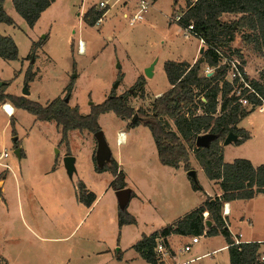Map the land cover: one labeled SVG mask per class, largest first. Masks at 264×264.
Returning a JSON list of instances; mask_svg holds the SVG:
<instances>
[{"label": "rangeland", "instance_id": "obj_1", "mask_svg": "<svg viewBox=\"0 0 264 264\" xmlns=\"http://www.w3.org/2000/svg\"><path fill=\"white\" fill-rule=\"evenodd\" d=\"M99 1L55 0L30 28L15 11L12 1L5 0L3 7L13 20V25L1 24L0 35L11 37L18 50V57L14 61L0 58V84L9 83L6 93L24 97L22 92L26 88L30 93L27 99L45 105L57 97L63 98L72 85L69 105L78 107L79 113L86 115L91 105L102 103L112 92L115 96L130 92L140 80L141 89L131 90L127 103L134 111H140L139 115H134L136 119H142L141 115L150 113L155 95L164 93L169 87L163 70L164 63H189L194 56L200 57L201 48L203 51L206 49L203 43L200 46L193 35L188 34L185 38L184 29L175 20L185 9L184 0H154L143 13L144 20L133 27L127 25L123 15L130 16L137 11V0H128L125 5L120 3L109 9L100 26H88L82 21V16L87 9L97 7ZM238 18V15H225L222 21L230 23ZM246 32L248 30L236 33L229 50L238 51L244 61V70L250 77L259 79L264 69V59L252 43L245 44L242 41L241 36ZM78 41L82 42L83 53L86 49L82 55L77 53ZM32 44L35 45L33 52ZM152 64V76L147 77L145 69ZM30 66L35 77L26 84L25 73ZM116 83L117 87L114 88ZM0 106L2 109L3 104ZM1 109L0 156L6 152L7 157L0 158V175L9 203L8 214L0 212V216L7 218L5 221L21 236L25 234L19 222H25L28 226L30 222H35L37 234L44 238L35 239L26 235L19 242L7 243L10 249L21 243L22 253L12 254V264H111L118 249H128V258L131 257L135 252L133 245L143 235L154 232L160 228L158 225L166 224L167 218L163 215L169 212L167 210L171 205L176 207L177 200L173 188L169 191L164 188L162 177L165 171L174 168L163 167L157 161L162 172L157 175L161 176L158 178L146 170L151 156L149 152L153 150L149 148L152 141L145 126L140 124L129 128L126 132L131 134L127 144L116 148L114 133L120 118L116 119L112 113L100 115L99 125L111 157L122 163L121 169L127 175V184L136 196H131L122 210L116 191L110 185L104 190L107 181L101 178L90 185L96 195V202L88 211V207L77 200L74 187L78 181H82L79 172L87 168L90 148L96 146L93 135L87 136V131L79 130L80 134H71L73 149L70 156L74 158L75 173L69 177L63 165L66 147L65 144L59 145L60 135H57L56 124L39 121L31 114L18 110L13 116L14 136L9 125L10 118ZM238 127L246 129L250 139L239 146L230 144L224 152L225 159L231 161L233 158L258 157L259 162L264 164V110L259 112L254 109ZM74 135L79 136L78 141ZM14 138L26 157L18 158L14 154ZM37 143L44 145L55 159L57 167L54 171L58 173L39 175V172L34 171L32 152H36ZM190 157L194 160L192 155ZM195 167L199 171L196 173L197 182L200 183L202 178L207 182L200 167L193 164L194 171ZM241 209L252 222L240 223L245 236L249 237L250 234L251 238H264V197L245 202ZM132 212L137 213L136 217L133 216L136 224L119 227L118 218L131 215ZM190 239H174L173 245L179 249ZM201 241L206 240L200 239V249L203 244ZM89 243L100 247L98 254H91L86 245ZM208 243L212 247L222 245L220 237ZM196 245L189 253L180 254L179 258L187 259ZM226 257L227 253L220 251L208 259L216 258L217 264H228ZM128 264L149 263L138 259Z\"/></svg>", "mask_w": 264, "mask_h": 264}, {"label": "trees", "instance_id": "obj_2", "mask_svg": "<svg viewBox=\"0 0 264 264\" xmlns=\"http://www.w3.org/2000/svg\"><path fill=\"white\" fill-rule=\"evenodd\" d=\"M4 1L0 0V24L13 25V20L4 10ZM13 8L32 28L44 12L55 0H11ZM176 1V0H175ZM185 9L178 21L181 28L192 25L191 35L201 40L206 47L194 63L186 61H166L163 70L168 82V89L155 97L150 113L141 115L142 119L132 121L134 111L127 103L131 90L141 89L140 80L128 93L115 96L110 93L102 103L91 105L89 113L82 115L78 107L69 105L72 85L69 86L63 98L57 97L41 105L26 97L6 93L9 83L0 85V104L9 103L14 109L23 110L42 122H54L59 128L60 144L68 147L67 134L72 130L87 131L94 134L101 130L98 118L102 114L113 113L121 120L128 122L127 128L142 124L153 139L157 160L162 166L172 168L182 167L184 172L194 170L191 155L209 181L217 182L221 195L206 200L194 210L185 214L171 225H167L149 236L143 235L133 245V249L149 264H160L153 252L157 237L171 235L182 237H215L221 235L227 244L228 264H264L259 260L258 242H241L235 244L234 237L228 230L227 217L222 216V206L227 202L249 201L257 195H264V164L254 167L247 159H234L230 163L223 161L222 146L230 133L237 135L236 146L242 145L249 139V134L238 124L247 118L264 100V69L259 79H250L244 70V61L238 51L229 50L236 33L248 30L241 38L245 44H253L254 48L264 59V0H184ZM101 13L89 8L82 16V21L88 26H94ZM225 15H238L234 22H224ZM35 45L32 44L33 52ZM225 50V51H224ZM219 53L232 54L241 60L240 75L249 83L253 92L242 90L236 95L241 86L239 79L232 82L226 80L227 65H220ZM226 52V53H225ZM231 52V53H227ZM18 57L16 44L11 37L0 36V58L14 61ZM34 57V54L32 55ZM213 68L211 74H204V68ZM30 66L25 73V83L34 80L35 74ZM120 81V79H118ZM240 97H245L251 105L242 106ZM68 99V102L65 101ZM9 125L15 136L13 117ZM199 136H208L205 145H197ZM15 150L19 142L14 141ZM69 154V153H68ZM95 154V152H94ZM68 156V155H67ZM94 170L97 173L108 171L113 180L110 187L114 191L126 188L125 174L118 170L116 161L111 157L110 163L99 169L94 160ZM54 167L52 168V170ZM193 191L203 192L197 181L187 176ZM0 180H2L0 175ZM2 190L0 187V198ZM76 198L86 207L95 201V195L89 192L83 182L76 184ZM206 213V217L204 214ZM207 221L210 225L207 226ZM132 215L118 218V225H135ZM0 264H8L0 253Z\"/></svg>", "mask_w": 264, "mask_h": 264}, {"label": "crops", "instance_id": "obj_3", "mask_svg": "<svg viewBox=\"0 0 264 264\" xmlns=\"http://www.w3.org/2000/svg\"><path fill=\"white\" fill-rule=\"evenodd\" d=\"M199 44L202 47L200 41H199ZM85 52H86V49H85L84 53ZM84 53H82V54H84ZM82 54H79V55H82ZM197 58H198L197 55L194 56L192 61L189 63L190 64L194 63V61ZM245 73L247 76H249L248 72L245 71ZM249 78L258 80L255 77L249 76ZM29 95H30V93H29ZM160 95H161L160 93L156 94L155 97H158ZM5 104H9V103H5ZM11 108H12V111H11V113L9 112L11 114L9 116L3 111V109H1V106H0V109L3 111V113L6 115L7 118L13 117L16 114V112L18 111V109H14L12 106H11ZM263 110H264V107H263ZM262 111H259V112H262ZM117 118H119V117L116 116V119ZM118 120H119V125H118V129L114 133V135H115L114 136V143H115L116 148H121L122 146L127 144L128 138H129L128 136L131 134V132H126L129 128H127V123L125 121H123L121 119H118ZM98 124H99V121H98ZM241 129H243V128H241ZM56 130L58 132L57 135L58 134L60 135L59 128H57V126H56ZM244 130L247 131L246 129H244ZM75 132L79 133L78 130H72V131H69L67 134L68 147L65 146L66 148H65V152L63 153V157H65L67 155H72L71 151L73 148H72V142H71V134H75ZM149 134H150V132H149ZM90 135L91 134L89 133V135H87V136H90ZM74 136H75V139L78 141L79 136L78 137H77V135H74ZM150 136H151V134H150ZM60 139H61V135H60ZM249 139H250V135H249ZM151 141H152L153 146L151 145V147H149V148L151 150H153V152L152 151L149 152V153H151V156H150V158H148L149 164H148V168L146 170L153 173L158 178L161 176H157V175H160L162 172H161V168L157 165V161H158L157 160V153H156V149H155V145H154L152 137H151ZM59 145H62V144H60V141H59ZM36 146H37L36 152L35 151L32 152L33 160L35 162L34 163L35 164L34 171L39 172V175H43V174L45 175V174H49L50 172H55L54 170H56V167H57V163L55 162V159L50 155L48 150H46V147L44 145L37 143ZM93 146L90 148L91 151H90V157L87 160L88 161L87 168L85 169V171L79 172L80 176L82 178L81 182L84 183V185L86 186V188L89 192H92L90 185L93 183H96V181H98V180H101V178H104V181H107L104 190L108 187V185H110V183L113 180L112 174L108 171L101 172V173L95 172L93 155H94L96 146H94V147ZM221 146H222L223 161L225 163L232 162L235 158H233L231 161H229V160L225 159V154H224L225 150H227V148L230 147V145L223 146L221 143ZM19 148L22 150V154H23L22 156H20V158L26 157V153L24 152L23 148H21V145H19ZM247 160H249L254 167H257V166L263 164V163L259 162L258 157H255L254 159L247 158ZM116 161H117L116 163L118 165V170L123 172V170L121 169L122 163L119 161V159ZM191 163H192V167H193V164H195L196 166L198 165L197 162L195 161V159L194 160L191 159ZM53 167H54V169L52 170ZM163 167L169 168V166H163ZM195 171H196V173H199V171L197 170V167H195ZM56 173H58V172H55L54 174H56ZM123 173L125 174L126 188L129 189L130 193H131L130 197L136 196L135 193L133 192V190H131V188L127 184L126 173L125 172H123ZM162 178H163V182H164V188H166L167 191H169L171 188L174 189L173 195L175 196V199L177 200V202H176V207L171 205L168 208L169 210H167L169 212H167L163 215L164 218H167V220H165L166 224L163 226L157 224L158 227H160V228L156 229L154 232L160 230L161 228H163L167 225H171L172 223H174L176 220H178L179 218H181L185 214L194 210L199 205H201L206 200L207 197L213 199V198L219 197L221 195L217 182L209 181V180L206 182L205 179H203V178L201 179V181L199 183V185L203 189V192L193 191L191 188V185L189 183V180L187 179V173L183 171L181 166H179V168H177V169L174 168V169H170V170L165 171V175ZM3 181H4L3 179L0 180V187L2 190V197L0 198V212H5L7 215L8 214L7 209H8L9 200L6 197L5 191L2 187ZM173 185H175L176 187ZM74 194H76V186L74 187ZM169 197H170V195H169ZM259 197H264V195L259 194L253 200H256ZM165 199H166V194H165ZM249 201H252V200H249ZM95 202H96V195H95V201L93 202V204L90 207H88V209H87L88 211L94 206ZM245 202H247V201H236V202H227L226 203L227 207L229 209V216L227 217L228 230L230 231L231 235H233V236L240 235L239 240L241 242L264 241V238H256V239L251 238L250 234L248 237V236H245V234L242 232L240 223H243L245 221H248L249 224L252 223L251 219L246 218V216H245L246 214L244 212H242L241 207L243 206V204ZM29 205H30V207L28 208L29 209L28 213L30 214L31 213V204H29ZM19 213L21 216L20 209H19ZM130 214L132 216H135V217L137 215L136 212H132ZM6 219H4L0 216V253L7 260L8 264H12L13 263L12 262V259H13L12 254H14V253L21 254L22 253V249L20 246L21 243L19 245H14V247L11 249L8 248L7 243H9L11 241L19 242L22 239H25L24 236H26V235H28L29 238H32V237L35 239H44V238H42V236L40 237L39 234H37V230H36L37 225L35 224V222H30V226H28L25 222H22V221L19 222V225L21 228H23L24 234H25L24 236H21L19 231H17L16 229H12L10 227L9 223H7L5 221ZM45 232L50 233V231L48 232V230H46ZM154 232H152V233H154ZM152 233L147 234L146 236H149ZM216 237L221 238V244L222 245H220L218 247L210 246V244L208 242L211 239L216 238ZM180 238H189V237H181V236L172 235L169 238L170 244L173 245V240L174 239H180ZM200 239L206 240V241H201V242H203V244L201 243L202 244L201 249L198 248V246L200 244V241H199V243L195 247L196 249L193 251V253L187 259L182 260L179 258L180 253H177V254L175 253L174 261L177 263H181V262H187L188 263L189 261L192 260L188 264H217L218 261L216 260V258L211 259V260L208 258L212 257L213 255H215L216 253H218L220 251L221 252L225 251L227 253V244L225 242V239L221 235L215 236V237H200ZM93 240H96V239H93ZM86 245L90 248V252L92 255H96L99 253L98 249L100 247H96V246L92 245L91 243L86 244ZM117 245H118V242H117ZM129 255L130 254H129L128 249H125L124 251H121V249H118L117 254L114 257H112L110 263L111 264H128V262H131L134 260H138V259L143 260L136 251L133 253V255L131 257L128 258ZM202 261H205V262L201 263ZM226 263H228V253H227V257H226Z\"/></svg>", "mask_w": 264, "mask_h": 264}, {"label": "built area", "instance_id": "obj_4", "mask_svg": "<svg viewBox=\"0 0 264 264\" xmlns=\"http://www.w3.org/2000/svg\"><path fill=\"white\" fill-rule=\"evenodd\" d=\"M128 0H100L97 7L94 8V10L98 13H101L100 17L97 19V21L95 22L94 26H100L102 21L106 19V14L109 11V9L115 7L116 5L123 3V5L126 4ZM154 0H137V11L128 16V14H124L123 18H126L127 20V25L129 27H133L136 23H140L144 20L143 18V13L147 10V7L150 6V4L153 2ZM181 15H177L175 17V20L178 22L180 20ZM193 30L192 25L187 26L186 29H184V37L187 38L188 34H191ZM201 42V44L203 43L201 40H199ZM77 53L78 54H82V42L78 41V45H77ZM218 55L220 57V65L224 66L227 65V75H226V80H228L229 82H232L234 79H239V83H241V86L237 88L236 90V95H240L242 90H247L248 93L249 92H253V90L251 89L250 85L248 82L244 81L240 75V68L242 67L241 64V60L236 57L235 55L232 54H222L218 52ZM214 71L213 68H210L208 66L205 67L204 70V74H211ZM239 103L242 106H248L251 107V105L249 103H247V100L245 97H240L239 99ZM264 107V100H262V103L260 106H257L255 109L259 110H263ZM4 112L10 116V113L8 111H6L5 109H3ZM3 157H7V153L3 152V154L0 156V158ZM222 216L223 217H228L229 216V209L227 207V204L224 203L222 206ZM204 217H206V213L204 214ZM172 236V235H171ZM233 236V235H232ZM182 237V236H181ZM200 237H204V236H194L191 237L190 241H188L187 243H185L183 245V247L175 248V246L170 244L169 238L168 237H162L159 236L156 238L155 240V247H154V254L155 257L161 261V262H166L168 264H188L187 262H181V263H177L174 261V256L175 253H189L192 249V247L196 244L199 243L200 241ZM234 237V242L235 244L241 243V241L239 240L240 235L238 236H233ZM260 244V248L258 250L259 253V260L260 261H264V241H260L258 242Z\"/></svg>", "mask_w": 264, "mask_h": 264}, {"label": "water", "instance_id": "obj_5", "mask_svg": "<svg viewBox=\"0 0 264 264\" xmlns=\"http://www.w3.org/2000/svg\"><path fill=\"white\" fill-rule=\"evenodd\" d=\"M200 55L203 53V49L201 48L199 51ZM152 70H153V64L149 66L147 69H145V75L147 77L152 76ZM1 85V84H0ZM27 86V85H26ZM117 87V83L114 85V88ZM22 95L24 97H27L29 95L28 90L25 88L22 92ZM66 102H68V99H65ZM136 116L133 117L132 121H135ZM93 137L96 141V149H95V154H94V160L95 164L99 169L104 168L106 165L110 163L111 160V151L109 149V146L107 145V142L105 140L103 132L100 130L96 133L93 134ZM209 137L208 136H199L196 140V144L199 145H205L208 142ZM238 136L234 135L232 133L228 134L224 141L222 142L223 146H227L230 144H233L237 141ZM13 141H16V138L13 139ZM14 154L20 158V151L15 150ZM63 165L64 168L67 172V175L71 177L75 173V167H74V158L70 155L65 156L63 158ZM187 176H189L191 179L194 181H197L196 178V172L194 170H190L187 172ZM118 204L122 210L125 209L127 206L129 199H130V190L127 188L118 190L115 192ZM207 226L210 225V222L207 221L206 223Z\"/></svg>", "mask_w": 264, "mask_h": 264}, {"label": "bare ground", "instance_id": "obj_6", "mask_svg": "<svg viewBox=\"0 0 264 264\" xmlns=\"http://www.w3.org/2000/svg\"><path fill=\"white\" fill-rule=\"evenodd\" d=\"M2 109H5L6 111L10 112L12 111V108L9 104H4ZM4 111V110H3ZM259 111H262V110H259ZM11 115V114H10Z\"/></svg>", "mask_w": 264, "mask_h": 264}]
</instances>
